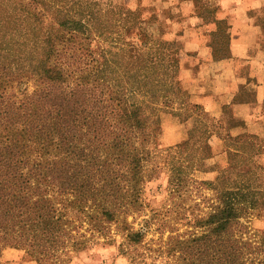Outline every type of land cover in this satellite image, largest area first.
Wrapping results in <instances>:
<instances>
[{"label":"trees","instance_id":"16d2710c","mask_svg":"<svg viewBox=\"0 0 264 264\" xmlns=\"http://www.w3.org/2000/svg\"><path fill=\"white\" fill-rule=\"evenodd\" d=\"M135 1L125 23L121 0H0V258L15 248L71 264L117 244L128 264H264L259 176L231 166L225 183L199 178L219 120L169 81L193 55L171 7ZM219 37L226 51L225 23ZM165 114L190 123L174 146L162 145ZM161 166L169 204L148 216Z\"/></svg>","mask_w":264,"mask_h":264},{"label":"crops","instance_id":"0c3cea01","mask_svg":"<svg viewBox=\"0 0 264 264\" xmlns=\"http://www.w3.org/2000/svg\"><path fill=\"white\" fill-rule=\"evenodd\" d=\"M157 3L163 6L161 12L171 7L176 37L185 52L193 54L185 55L183 62L189 65L182 69L181 77L193 100L211 116L223 120L230 136L252 135L264 140V0ZM206 8L215 9L211 18H205ZM223 23L226 51L218 38ZM223 142V136L216 134L210 140L214 149Z\"/></svg>","mask_w":264,"mask_h":264},{"label":"rangeland","instance_id":"374dc122","mask_svg":"<svg viewBox=\"0 0 264 264\" xmlns=\"http://www.w3.org/2000/svg\"><path fill=\"white\" fill-rule=\"evenodd\" d=\"M127 2L130 4V6ZM135 2V0H125V2L121 0V8L125 23L131 16ZM166 25L167 24L165 23L163 24L164 27ZM155 26H157V24H154L152 27L149 26V30L151 32H156L154 29ZM182 69V65L177 66L174 72L169 76V81L172 85H176L178 83L182 84ZM182 85L187 88L188 84ZM163 123V147L174 146L175 144L182 142L187 138V131L190 127V123H185L182 118L175 117L171 114L164 115ZM224 124L225 122L221 119L219 122H213L210 140L216 134L221 137L223 136L225 142H223V144H218L217 148L215 149L212 146L213 155L211 158L205 161V172L199 173V178L209 179L215 183H225L229 179V173L231 172L232 166L242 171L251 170L255 172L256 175L259 176V179L253 184L254 187L264 189V140H260L255 137L253 138L251 135H243L241 139H235V137L229 135L228 128H226ZM150 168L152 169L153 166L149 165V169ZM150 174H152L153 177L147 182L145 186L144 203L146 207L145 212H143V214L147 213L148 216L151 215L153 211H163L169 204L168 169L165 168V166H161L156 171L150 172ZM204 193L209 196L211 195L209 190H204ZM197 199L200 200L199 198ZM142 218L143 216H138L137 222H139ZM130 219L132 220V218ZM137 225L138 224H136V226ZM254 226L256 228H264V216L256 219L254 221ZM180 227L182 231L184 227L182 225H180ZM168 234L169 232H166L164 237L166 238ZM115 236H117L116 238L118 240L121 239L119 235ZM157 236L158 234L152 230V233L148 235V239L153 237L156 238ZM101 241H103V239H101ZM24 261H33L35 264H37L33 257L25 253L24 250L15 248L6 249L0 258V264H3L4 262V264H23ZM164 261L165 259L158 263L164 264ZM128 263V258L119 253L117 244L98 245L92 250L79 252L73 256L71 262V264Z\"/></svg>","mask_w":264,"mask_h":264}]
</instances>
